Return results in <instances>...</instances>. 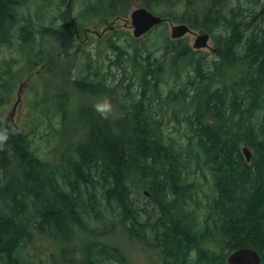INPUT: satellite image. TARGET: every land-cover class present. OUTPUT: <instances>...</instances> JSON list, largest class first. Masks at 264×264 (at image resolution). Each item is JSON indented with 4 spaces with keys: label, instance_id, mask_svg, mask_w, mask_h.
Wrapping results in <instances>:
<instances>
[{
    "label": "trees",
    "instance_id": "trees-1",
    "mask_svg": "<svg viewBox=\"0 0 264 264\" xmlns=\"http://www.w3.org/2000/svg\"><path fill=\"white\" fill-rule=\"evenodd\" d=\"M194 1L141 0L151 12L160 4L173 9L184 2L190 8L186 13L159 16L193 28L201 25L209 33L222 27L227 33L219 59L205 66L203 56L181 39L164 38L161 60L170 59V71L177 74L187 66L196 76L182 83L189 89H171L163 99L158 74L165 69L159 62L149 65L147 57L141 62L148 48L140 49L134 40L139 93L151 89L161 102L157 111L146 104L147 95L140 101L127 89L132 104L124 106L128 110L122 109L121 117L103 119L95 110L83 111L84 134L57 164L41 159L26 134L14 132L0 113V129L9 133L0 151V264H34L23 250L38 235L59 242L55 253L48 252L47 264H124L118 250L93 240L78 257L72 251L75 228L99 236L119 226L160 254L164 264H225V257L241 248L256 250L264 264V12L244 14L241 0H206L199 15ZM121 2L98 0L86 15H113ZM12 4L0 0L1 34ZM59 35L61 44L65 32ZM69 36L68 52L75 41ZM106 43L116 46L112 38ZM147 52L149 58L152 51ZM4 83L0 112L10 93ZM72 83L84 93L101 89L115 100L119 96L115 86L89 75ZM168 110L185 125L184 143L163 134L162 114ZM242 146L252 151L249 162ZM205 171L211 176L207 196L196 180L199 174L205 180ZM200 190L205 202L195 199Z\"/></svg>",
    "mask_w": 264,
    "mask_h": 264
},
{
    "label": "rangeland",
    "instance_id": "rangeland-1",
    "mask_svg": "<svg viewBox=\"0 0 264 264\" xmlns=\"http://www.w3.org/2000/svg\"><path fill=\"white\" fill-rule=\"evenodd\" d=\"M17 1H19V6H17V9L20 10L18 11L19 15L24 14L30 20L28 22L21 20L22 23H20V20L17 19V23L11 27L13 19L10 16V21L7 23L9 29L5 31L8 32V37L4 33L1 34L2 31L0 32V86L5 85L4 82H6V85L9 86L8 91H10L7 102L1 106L2 120L9 124L14 132L25 133L30 148L41 159L51 164H57L59 156L63 152L67 155L72 154L75 143L84 134L80 116L83 117L82 113L87 109L94 110V104L101 102L104 98L110 99L113 105L110 119L121 117L122 109L128 110L124 106L129 107L132 104V101H129L125 96L126 89L140 101H144L142 95H147L146 104L150 103L153 111L158 110L161 102L155 101V96L150 94L151 89L145 94L142 92L140 96L139 83L136 78L140 72L137 67L139 63H135L133 60L136 45L140 46V49L147 47L149 51H152L149 58L148 52L142 53L141 62L147 57L149 65L154 66L159 62L165 69L163 73L159 72L158 74L160 78L158 89L162 99L171 89H181L182 91L185 88L189 89V85L183 86L182 83L187 79L193 80L196 76L187 66L175 74L169 69L171 68L170 59H164V57V61L161 60L163 51L160 49L164 38L170 39L171 24L165 23L139 39L132 36L129 15L134 8L143 6L141 0H122L115 14L105 16L102 12L94 18L88 17L86 12L98 0ZM205 1L196 0L193 2V9L197 10L198 14L203 12L206 6ZM237 3L241 4L240 10L244 14L264 12V0H259L254 4H250L246 0L237 1ZM25 7H29L30 10L26 11L27 8ZM13 9L11 14L14 12ZM153 9V13L159 15L169 11H172L173 14H183L190 8L184 2H179L173 9L163 4L154 6ZM64 11L67 12V37L72 35L75 40L69 52L67 40L60 44L51 32L50 34L44 32L47 27L63 26V20L60 16ZM18 12L15 11V14ZM27 12L32 15L29 16ZM36 22L39 33L34 32L32 34L30 26L31 23ZM172 24L177 23L172 22ZM200 27L201 25L196 28L191 27L193 33L198 34V31L201 30ZM113 33L115 37L112 36ZM194 34H187L182 37V43L192 48L195 39ZM226 34L222 27L217 28L211 33L209 46H221L225 42ZM110 37L116 46L106 43L111 39ZM134 40L138 41L136 45ZM63 44L66 47L62 48ZM200 52L198 53L204 58L203 66L217 60L215 56L208 55L207 49H202ZM79 74L81 77L89 75V79L105 81L107 85L115 86L119 95L118 99H113L109 96L110 93L101 89H96L92 93L79 91L72 83L74 78L80 77ZM12 110H14L13 114L11 113ZM162 117L164 136L176 144L184 143L185 125L183 121L176 120L169 110L162 114ZM243 147L245 146L241 148ZM249 150L251 151V149ZM204 173L205 180L200 178L202 177L200 174L196 180L202 185L201 188L207 196L210 193L208 186L211 183V176L207 171ZM202 190L198 191L200 194L197 193L198 198L195 199L205 202ZM143 200L141 199L142 203ZM74 230L75 234L72 237L73 258L81 254V248L88 240H93L118 250L124 264H164L160 254L142 241L131 238L122 226L115 228L114 233L110 232L99 236H91L77 228ZM39 238L34 240L33 246L35 248L27 245L23 251L27 258L33 259L34 264H47L48 252L55 253L52 251L57 249L58 244H54L57 241L47 237L40 236Z\"/></svg>",
    "mask_w": 264,
    "mask_h": 264
},
{
    "label": "water",
    "instance_id": "water-1",
    "mask_svg": "<svg viewBox=\"0 0 264 264\" xmlns=\"http://www.w3.org/2000/svg\"><path fill=\"white\" fill-rule=\"evenodd\" d=\"M130 25L132 27V36L135 39L141 38L153 27L167 21L165 18L153 14L143 6L136 7L130 12ZM171 24L170 39L176 40L191 33L190 28L186 24ZM209 35L208 33H200L195 36L192 47L195 49L207 48ZM243 155L247 162L251 159V151L247 147L242 148ZM226 264H260L261 258L259 253L252 248H241L230 252L226 257Z\"/></svg>",
    "mask_w": 264,
    "mask_h": 264
},
{
    "label": "flooded vegetation",
    "instance_id": "flooded-vegetation-1",
    "mask_svg": "<svg viewBox=\"0 0 264 264\" xmlns=\"http://www.w3.org/2000/svg\"><path fill=\"white\" fill-rule=\"evenodd\" d=\"M13 1V4H17V5H14L13 6V8H14V13H12L11 14V17H12V19H13V22H12V24L14 25L16 22H17V19H19L20 20V23H22L21 22V20H24V21H27L28 22V20H30V18H26V16L24 15V14H22L21 16L19 15V12L18 11H20L19 9H17V6H19V1H14V0H12ZM66 7H67V4H66ZM15 8L17 9L16 11L18 12V15L16 16L15 15ZM25 8H27V10L26 11H29L30 10V8L29 7H25ZM28 13V15L30 16V15H32L31 13H29V12H27ZM261 13V12H260ZM66 14H67V12L65 13V11L64 12H62V14H61V20H63L62 21V23H63V26H61V27H47L46 28V31H44V32H46V33H49L50 34V32L54 35V37L56 38V37H59L60 38V35L59 34H61L62 32H65V40H67V19H66ZM33 21V20H32ZM13 25L11 26V27H13ZM38 23L36 22V23H31V26H30V28H31V30L30 31H32V34L35 32H37V33H39V28H38ZM11 30V29H10ZM35 30V31H34ZM7 31V30H6ZM76 32V31H75ZM31 33V32H30ZM198 33H201L200 31H198ZM5 34V36L7 37L8 35V32H5L4 33ZM76 36H79V35H77L76 34ZM209 36L211 37V35L209 34ZM59 45V44H58ZM226 43L224 42L221 46H214V47H209L207 50L209 51V54L208 55H213V56H215L216 57V59H219V56H220V54H221V51H223V49H225L226 48ZM62 48H64V47H66L65 46V44H63L62 46H61ZM204 49H206V48H204ZM194 51H196V52H200L202 49H193ZM19 93V92H18ZM19 97V96H18ZM14 106H15V104H14ZM12 112H14V110H12L11 111V113ZM1 113V115H3V113H2V111L0 112ZM13 114V113H12ZM3 121V120H2ZM4 122V121H3Z\"/></svg>",
    "mask_w": 264,
    "mask_h": 264
},
{
    "label": "clouds",
    "instance_id": "clouds-1",
    "mask_svg": "<svg viewBox=\"0 0 264 264\" xmlns=\"http://www.w3.org/2000/svg\"><path fill=\"white\" fill-rule=\"evenodd\" d=\"M94 110L103 118L108 119L113 111V105L111 100L107 97L101 102L94 104ZM9 138V133L7 129H0V151L5 150L6 142Z\"/></svg>",
    "mask_w": 264,
    "mask_h": 264
},
{
    "label": "bare ground",
    "instance_id": "bare-ground-1",
    "mask_svg": "<svg viewBox=\"0 0 264 264\" xmlns=\"http://www.w3.org/2000/svg\"><path fill=\"white\" fill-rule=\"evenodd\" d=\"M7 1H8V0H7ZM228 1H229V0H228ZM205 2H206V1H205ZM226 2H227V1H226ZM204 4H205V3H204ZM226 4H227V3H226ZM215 5H216V3H215ZM12 6H13V5H12ZM20 7H21V6H20ZM210 7H211V6H210ZM12 8H13V7H12ZM22 8H23V7H22ZM226 8H227V7H226ZM15 9H16V8H15ZM204 9H206V8H204ZM13 10H14V9H13ZM219 10H220V9H219ZM15 11H16V10H15ZM196 11H197V10H196ZM224 11H226V10H224ZM13 13H14V12H13ZM221 13H222V12H221ZM199 14H200V13H199ZM202 14H203V13H202ZM219 14H220V13H219ZM15 15H18V14L16 13ZM196 15H197V14H196ZM196 15H195V16H196ZM254 16H255V15H254ZM197 17H198V15H197ZM243 17H244V16H243ZM239 19H240V18H239ZM257 19H258V18H257ZM257 19H256V20H257ZM256 20H255V21H256ZM238 21H239V20H238ZM256 22H257V21H256ZM4 23H5V22H4ZM16 23H17V22H16ZM219 23H220V22H219ZM256 24H257V23H256ZM12 25H13V24H12ZM216 25H217V24H216ZM218 25H219V24H218ZM260 25H261V24H260ZM239 26H240V25H239ZM7 29H9V28H7ZM8 31H9V30H8ZM235 32H236V31H235ZM237 32H238V31H237ZM240 35H242V34L240 33ZM237 36H238V35H237ZM7 37H8V36H7ZM239 38H240V37H239ZM7 40H8V39H7ZM183 40H184V39H183ZM215 44H216V43H215ZM238 44H239V43H238ZM233 46H234V45H233ZM238 46H239V45H238ZM217 47H218V46H217ZM233 49H234V48H233ZM147 51H148V50H146V52H147ZM160 51H161V50H160ZM231 51H232V49H231ZM200 53H201V52H200ZM234 53H235V52H234ZM201 54H202V53H201ZM235 55H236V54H235ZM233 57H234V56H233ZM161 59H162V58H161ZM163 61H164V59H163ZM208 61H209V60H208ZM215 62H216V61H215ZM153 63H154V62H153ZM156 63H157V61H156ZM199 63H200V62H199ZM203 63H204V62H203ZM162 64H163V62H162ZM189 65H190V64H189ZM154 66H155V65H154ZM169 69H171V68H169ZM184 69H185V68H184ZM191 71H192V70H191ZM233 71H235V70H233ZM165 73H166V72H165ZM229 73H230V72H229ZM79 75H80V74H79ZM80 76H81V75H80ZM236 76H237V75H236ZM189 78H190V77H189ZM188 80H189V79H188ZM194 81H195V80H194ZM188 82H189V81H188ZM184 83H185V82H184ZM197 85H198V84H197ZM225 85H226V84H225ZM223 93H224V92H223ZM220 94H221V93H220ZM149 102H150V101H149ZM175 102H176V101H175ZM211 102H212V101H211ZM143 103H145V102H143ZM152 103H153V102H152ZM185 104H186V103H185ZM149 105H150V103H149ZM149 107H150V106H149ZM201 108H202V107H201ZM263 108H264V107H263ZM182 109H183V108H182ZM151 112H152V111H151ZM151 112H150V113H151ZM148 113H149V112H148ZM152 115H153V114H152ZM0 121H1V120H0ZM249 126H250V125H249ZM251 126H252V125H251ZM192 147H193V146H192ZM252 156H253V155H252ZM252 156H251V157H252ZM252 158H253V157H252ZM200 166H201V165H200ZM204 167H205V166H204ZM18 179H20V178H18ZM212 188H213V187H212ZM212 188H210V189H212ZM210 191H211V190H210ZM210 191H209V192H210ZM3 192H4V191H3ZM198 194H200V193H198ZM210 194H211V193H210ZM213 194H214V192H213ZM26 195H27V194H26ZM135 195H136V194H135ZM24 196H25V195H24ZM199 197H200V196H199ZM134 198H135V197H134ZM197 198H198V197H197ZM19 199H20V198H19ZM202 199H203V198H202ZM135 201H136V200H135ZM138 201H140V199H138ZM143 201H144V200H143ZM201 201H202V200H201ZM30 202H31V201H30ZM138 203H139V202H138ZM136 204H137V203H136ZM139 206H140V205H139ZM136 207H137V206H136ZM140 207H141V206H140ZM28 210H29V209H28ZM102 211H103V210H102ZM107 212H108V211H107ZM30 215H31V214H30ZM105 215H107V214H105ZM31 216H32V215H31ZM23 217H24V216H23ZM25 217H26V216H25ZM107 217H108V215H107ZM113 218H114V217H113ZM110 219H111V218H110ZM110 219H109V220H110ZM202 219H203V218H202ZM204 219H205V218H204ZM27 221H28V220H27ZM27 221H26V222H27ZM111 221H112V220H111ZM197 222H198V221H197ZM65 224H66V223H65ZM34 225H35V224H34ZM23 226H25V225H23ZM70 229H71V228H70ZM116 229H117V228H116ZM74 231H75V230H74ZM74 231H73V232H74ZM73 232H72V233H73ZM113 233H114V232H113ZM146 234H147V233H146ZM64 235H65V234H64ZM38 236H39V235H38ZM38 236H36V237H38ZM72 236H73V235H72ZM39 237H40V236H39ZM39 237H38V238H39ZM41 237H43V236H41ZM34 238H35V236H34ZM43 238H44V237H43ZM65 238H66V237H65ZM68 238H69V237H68ZM39 239H40V238H39ZM32 240H33V239H32ZM51 240H53V239H51ZM23 241H24V240H23ZM29 241H30V240H29ZM33 242H34V241H33ZM53 242H54V241H53ZM55 242H56V239H55ZM58 243H59V242H58ZM58 243L56 242V243H54V244L57 245ZM60 244H61V243H60ZM22 245H23V244H22ZM56 245H55V246H56ZM57 246H58V245H57ZM57 246H56V247H57ZM67 246H68V245H67ZM113 246H114V245H113ZM33 247H34V246H33ZM34 248H35V247H34ZM59 248H60V247H59ZM66 248H67V247H66ZM21 249H22V248H21ZM56 250H57V249H56ZM56 250H55V251H56ZM56 254H57V253H56ZM54 255H55V254H54ZM55 256H56V255H55ZM57 257H58V256H57ZM47 259H48V258H47ZM25 260H26V258H25ZM56 261H57V260H56Z\"/></svg>",
    "mask_w": 264,
    "mask_h": 264
}]
</instances>
